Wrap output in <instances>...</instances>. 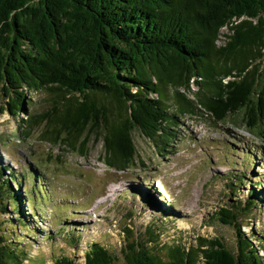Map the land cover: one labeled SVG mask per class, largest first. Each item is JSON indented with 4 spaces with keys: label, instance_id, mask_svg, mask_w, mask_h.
Segmentation results:
<instances>
[{
    "label": "trees",
    "instance_id": "trees-1",
    "mask_svg": "<svg viewBox=\"0 0 264 264\" xmlns=\"http://www.w3.org/2000/svg\"><path fill=\"white\" fill-rule=\"evenodd\" d=\"M225 27L227 41L219 44ZM263 50L264 0H0V97L9 98L8 110L17 117L28 113L29 91L55 93L46 112L21 118V132L44 124L43 139L82 155L95 136L104 143L102 160L118 171L136 165V131L168 151L179 136V115L208 113L216 122L238 117L264 137ZM244 146L242 166L264 158V147ZM247 173L228 175L234 196L252 184L246 203L238 199L215 213L236 229L237 252L218 237L199 236L189 246L157 244L160 233L152 226L145 238L126 228V264H264V230L248 235L240 220L246 215L251 223L255 205L264 210V173L255 180ZM30 175L34 199L45 185L40 173ZM26 176L0 165V264H40L12 246L1 218L19 213L24 197L17 189ZM21 219L10 228L14 239L24 240L18 230L31 229ZM53 264L119 263L92 242L84 262L62 254Z\"/></svg>",
    "mask_w": 264,
    "mask_h": 264
},
{
    "label": "rangeland",
    "instance_id": "rangeland-1",
    "mask_svg": "<svg viewBox=\"0 0 264 264\" xmlns=\"http://www.w3.org/2000/svg\"><path fill=\"white\" fill-rule=\"evenodd\" d=\"M228 31V27L223 28L219 44L227 41ZM259 70L264 74V56L259 60ZM181 91L192 96L188 90ZM54 96L47 89L29 91L28 113L17 117L8 110L9 98L0 97V165L27 175L17 189L24 197L19 213L11 210L1 217L12 246L28 250L37 263L53 264V258L62 254L84 262L89 245L100 242L119 264H126L125 229L145 238L152 226L160 233L157 244L176 240L189 246L196 245L199 236L218 237L238 251L236 229L223 224L215 213L222 207L231 208L238 199L246 203L252 184L234 196L228 175L245 168L248 178L255 180L264 173L263 157L249 160L247 168L242 166L244 145L256 152L264 147V137L248 131L238 117L216 122L208 113L179 115V136L168 151L160 150L136 131V165L118 171L102 160L104 143L95 136L82 155L62 142L43 139L44 124H35L29 135L21 132V118L46 112ZM31 171L40 173L45 185L34 199L29 196L34 184ZM262 180L264 185V177ZM260 207L253 206L251 223L248 216L241 215L240 220L247 224L243 231L248 235L264 230V210ZM23 216L31 231L20 228L18 233L24 240L14 239L10 223H18ZM259 247L264 255V247ZM157 251L166 256L165 249Z\"/></svg>",
    "mask_w": 264,
    "mask_h": 264
},
{
    "label": "water",
    "instance_id": "water-1",
    "mask_svg": "<svg viewBox=\"0 0 264 264\" xmlns=\"http://www.w3.org/2000/svg\"><path fill=\"white\" fill-rule=\"evenodd\" d=\"M232 226V225H231Z\"/></svg>",
    "mask_w": 264,
    "mask_h": 264
}]
</instances>
